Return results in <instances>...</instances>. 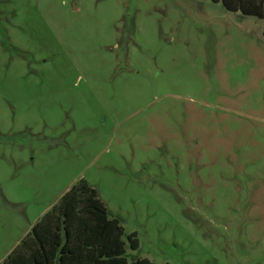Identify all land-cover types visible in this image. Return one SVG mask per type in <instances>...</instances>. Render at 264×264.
Masks as SVG:
<instances>
[{
  "label": "rangeland",
  "instance_id": "374dc122",
  "mask_svg": "<svg viewBox=\"0 0 264 264\" xmlns=\"http://www.w3.org/2000/svg\"><path fill=\"white\" fill-rule=\"evenodd\" d=\"M262 26L208 0H0V260L81 179L127 261L264 264Z\"/></svg>",
  "mask_w": 264,
  "mask_h": 264
},
{
  "label": "trees",
  "instance_id": "16d2710c",
  "mask_svg": "<svg viewBox=\"0 0 264 264\" xmlns=\"http://www.w3.org/2000/svg\"><path fill=\"white\" fill-rule=\"evenodd\" d=\"M223 10L261 18L264 0H208ZM264 40V26L261 28ZM122 229L81 179L73 182L30 226L0 264H149L126 260ZM127 249L136 248L133 233L125 234Z\"/></svg>",
  "mask_w": 264,
  "mask_h": 264
},
{
  "label": "crops",
  "instance_id": "0c3cea01",
  "mask_svg": "<svg viewBox=\"0 0 264 264\" xmlns=\"http://www.w3.org/2000/svg\"><path fill=\"white\" fill-rule=\"evenodd\" d=\"M263 16V15H262Z\"/></svg>",
  "mask_w": 264,
  "mask_h": 264
}]
</instances>
